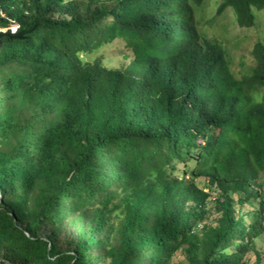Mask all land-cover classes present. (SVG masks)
I'll return each mask as SVG.
<instances>
[{
	"label": "trees",
	"instance_id": "1",
	"mask_svg": "<svg viewBox=\"0 0 264 264\" xmlns=\"http://www.w3.org/2000/svg\"><path fill=\"white\" fill-rule=\"evenodd\" d=\"M203 2L0 0V264H259L264 42L239 77Z\"/></svg>",
	"mask_w": 264,
	"mask_h": 264
},
{
	"label": "rangeland",
	"instance_id": "2",
	"mask_svg": "<svg viewBox=\"0 0 264 264\" xmlns=\"http://www.w3.org/2000/svg\"><path fill=\"white\" fill-rule=\"evenodd\" d=\"M221 0H204L196 8L197 19L200 29L207 32L211 38L218 39L232 61L234 72L240 77L248 72L254 65L252 50L254 44L258 41L264 42V11L258 12L257 24L252 27H240L237 23L234 10L229 7L221 15L216 11ZM123 45L118 42L115 48H110L107 55L113 56L112 64L121 63L124 59L121 57ZM252 209V205L246 206ZM257 248L261 255L259 264H264V233L258 241ZM256 254L253 253V264Z\"/></svg>",
	"mask_w": 264,
	"mask_h": 264
}]
</instances>
